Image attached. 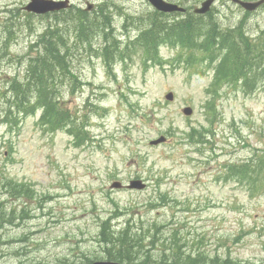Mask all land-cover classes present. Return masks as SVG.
I'll return each mask as SVG.
<instances>
[{
  "label": "rangeland",
  "instance_id": "1",
  "mask_svg": "<svg viewBox=\"0 0 264 264\" xmlns=\"http://www.w3.org/2000/svg\"><path fill=\"white\" fill-rule=\"evenodd\" d=\"M86 1L95 8L107 2L122 45L137 34L132 26L125 31L124 20L153 12L146 0H70L79 9ZM170 1L193 8L203 0ZM28 2L0 0V182L7 178L30 186L37 202L22 212L25 199L9 201L19 219L0 227V264L103 261L98 242L103 220L114 230L143 222L144 232L152 220H169V210L173 229L191 247L194 241L196 249L212 255L264 264V193L254 195L247 182L224 174L226 164L238 165L264 149V72L250 89L222 77L213 85L217 62L176 63L182 51L171 44L159 48L169 64L144 61L138 48L108 68L85 44L73 42L71 29L70 68L79 82L66 79L58 90L63 108L88 125L87 140L79 145L68 129L47 132L39 111L19 116L11 108L9 83L22 80L28 57L35 55L28 53L30 44L53 22L26 13ZM235 7L221 0L212 17L225 29L240 25L250 38L263 39L264 5L247 22ZM100 44L95 39L93 48ZM168 92L172 101L165 99ZM185 106L193 109L191 116L181 113ZM192 129L208 142L194 145L186 138ZM160 137L165 142L150 144ZM131 180L147 186L141 191L110 187ZM162 198L173 208L151 210L149 202ZM152 254L156 259L154 249Z\"/></svg>",
  "mask_w": 264,
  "mask_h": 264
},
{
  "label": "trees",
  "instance_id": "2",
  "mask_svg": "<svg viewBox=\"0 0 264 264\" xmlns=\"http://www.w3.org/2000/svg\"><path fill=\"white\" fill-rule=\"evenodd\" d=\"M162 15L151 18L150 25L147 26L140 39L136 40L146 52L153 49L154 42L158 38L160 41L175 40L184 48L192 46L199 51L201 49L208 50L207 48L212 47L218 38V35L206 36L200 44H197L195 40H199L201 24L194 22L190 27L183 24L185 21L173 24V22H167L165 16ZM49 17L53 18V22L48 23L29 46L28 53L35 52V55L28 57L24 65L22 80L19 82L12 80L9 84V92L12 94L11 108L22 116L34 114L39 110L41 112L39 121L47 129V132H56L67 128L74 136L75 142L80 145L87 140V131L84 124L78 122L77 116L63 108L60 100L61 94L58 90L64 79L71 76V68L68 63L70 46L66 39L67 25L72 24L73 42H79V44L83 42L90 46L96 31L105 28L107 23L109 24V10L107 4L102 3L98 7V13L93 16L82 11L72 14V11L69 10L47 14L41 18ZM221 38V42L227 46L228 55L222 59L217 69L216 82L219 77L228 78L230 83L237 84L241 81L246 88H250L249 83L253 78L249 72L253 68L257 72L264 68V62L261 61L264 57L263 39L257 38L252 41L253 46H245L242 43L243 33L238 34L240 41H235L236 37L228 33L223 34ZM8 42L5 40V46ZM244 46L246 48H242ZM254 52L258 59L256 64L252 65L250 63L254 61ZM108 58L110 57H106V60ZM263 72L264 70L260 73ZM202 137L204 135L194 129L187 135L190 140L195 138L196 143H201ZM225 168L230 178L247 182L249 191L256 193L254 195L264 193V150L260 153L259 151L255 152L253 157L241 165L229 164ZM0 189L2 190L0 194L6 195L5 199L0 198V227L14 223L15 211L6 206L11 205L9 201H13L15 204L20 199H25V205H28L29 202H37L33 190L26 184L15 183L11 179L3 178V181L0 182ZM161 196L164 197V195ZM163 200L164 198L161 201L149 202V204L155 208ZM171 200L173 201V197ZM157 201L158 204H156ZM169 206L173 208V205ZM171 218L173 219V215ZM142 224L143 222H137L133 229L126 226L115 231L109 225V221L102 222L98 242L103 248L105 259L124 264H252L238 262L229 256L212 255L201 248L196 249L194 241L191 247L188 239L181 237L175 229L174 231L170 230L167 238H162L161 232L159 234L157 232L155 221L144 232L141 229ZM172 225L173 222H166L163 226ZM157 234L160 236L158 237ZM145 239H149V245L145 244ZM181 241L186 243H181ZM156 242H159L162 249L155 251L157 253L155 259L152 250L156 248ZM85 262L89 264L91 261L86 259ZM58 264H76V261L64 259ZM82 264L84 263L82 262Z\"/></svg>",
  "mask_w": 264,
  "mask_h": 264
},
{
  "label": "water",
  "instance_id": "3",
  "mask_svg": "<svg viewBox=\"0 0 264 264\" xmlns=\"http://www.w3.org/2000/svg\"><path fill=\"white\" fill-rule=\"evenodd\" d=\"M148 2L157 10L162 11V12H174V11H182V9L178 8L175 5L169 4L164 2L163 0H148ZM213 2V0H206L204 2L201 3V8L200 9H196L195 13L197 14H203L205 13L208 9L209 6L211 5V3ZM259 3H241V5L249 10L252 11L254 10L259 4ZM69 7V0H61V1H53V0H30V2L28 3L27 6H25V10L27 12H31L34 13L36 15H43L49 12H55V11H60V10H64L67 9ZM92 6L88 5L87 10H91ZM166 99L171 101L172 100V94H168L166 95ZM182 113L186 116L191 115L192 113V109L189 107H185L182 110ZM165 139L163 137L159 138L158 140L153 141L151 144L152 145H156L159 143L164 142ZM113 188H119L121 187V185L119 183H114L112 184ZM129 189H137V190H142L145 188V185L139 181V180H135V181H131L130 185L128 186ZM91 264H121L118 262H111V261H100V262H93Z\"/></svg>",
  "mask_w": 264,
  "mask_h": 264
},
{
  "label": "flooded vegetation",
  "instance_id": "4",
  "mask_svg": "<svg viewBox=\"0 0 264 264\" xmlns=\"http://www.w3.org/2000/svg\"><path fill=\"white\" fill-rule=\"evenodd\" d=\"M220 1L221 0H217V2H216V4L218 5L219 3H220ZM254 1H256V0H254ZM229 2H231L232 4H234L236 7L235 8H237L241 13H242V19L245 21V22H247V19H248V17H251V16H253L252 14L254 13H248V12H246V11H244L238 4H236L233 0H229ZM216 5V6H217ZM238 28L240 27V25H238L237 26ZM235 28V27H234ZM240 30H243L244 32H245V30L243 29V27L241 26L240 27ZM246 33V32H245Z\"/></svg>",
  "mask_w": 264,
  "mask_h": 264
},
{
  "label": "bare ground",
  "instance_id": "5",
  "mask_svg": "<svg viewBox=\"0 0 264 264\" xmlns=\"http://www.w3.org/2000/svg\"><path fill=\"white\" fill-rule=\"evenodd\" d=\"M83 43V42H82ZM64 54V53H63ZM69 56V55H68ZM69 58V57H68Z\"/></svg>",
  "mask_w": 264,
  "mask_h": 264
}]
</instances>
